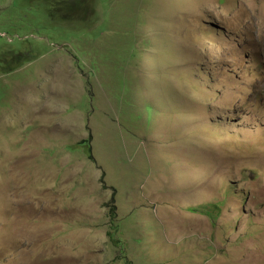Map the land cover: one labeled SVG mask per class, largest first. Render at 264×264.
<instances>
[{"label":"rangeland","instance_id":"rangeland-1","mask_svg":"<svg viewBox=\"0 0 264 264\" xmlns=\"http://www.w3.org/2000/svg\"><path fill=\"white\" fill-rule=\"evenodd\" d=\"M85 1L0 0V264H264V0Z\"/></svg>","mask_w":264,"mask_h":264},{"label":"trees","instance_id":"trees-1","mask_svg":"<svg viewBox=\"0 0 264 264\" xmlns=\"http://www.w3.org/2000/svg\"><path fill=\"white\" fill-rule=\"evenodd\" d=\"M51 1L52 0H38V2H39L38 6L40 8L47 7L48 9H51L52 11L55 10L58 13H64L61 17V20H64L65 22L74 20V18L77 15H79L80 13L85 12L89 9L88 2H86L85 0L84 1H81V0H54V1H56V4H54V6H53L54 10H53L51 8ZM30 2H31V0H14L13 6L11 3V7H9V8L19 9L24 4H28ZM47 3L49 5H47ZM12 54L13 55H12L11 61L14 63V67H12L10 70L14 71L17 68L21 67L24 60H27V59H26L25 55H23L21 52H19L17 54H14V53H12ZM188 211L191 213H200V214H203L205 216H208L209 218L211 217V212H210L211 210H205V212H204V210L201 211L200 209L190 208V209H188Z\"/></svg>","mask_w":264,"mask_h":264}]
</instances>
